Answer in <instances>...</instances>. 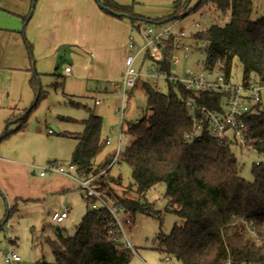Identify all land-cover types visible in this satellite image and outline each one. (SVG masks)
Wrapping results in <instances>:
<instances>
[{"label":"trees","instance_id":"16d2710c","mask_svg":"<svg viewBox=\"0 0 264 264\" xmlns=\"http://www.w3.org/2000/svg\"><path fill=\"white\" fill-rule=\"evenodd\" d=\"M97 3L110 14L128 18L137 29L143 20L160 23L186 14L183 11L186 2L182 0L173 1V12L168 16L153 19L136 14L132 5L116 0H97ZM208 5L229 19L224 24L213 23L188 35L205 52L203 67L217 69L229 78L233 60L237 59L243 79H256L264 84V15L252 18V0H198L190 11ZM26 20L27 16L23 17V23ZM179 42L173 35L160 40L164 54L156 61L160 71L167 75L171 74L172 57ZM146 56L153 59L149 53ZM39 75L34 72L30 78L35 101L19 119L17 130L24 128L29 113L46 96L38 86ZM138 86L146 94V108L137 122L127 124L124 133L132 139L118 155V163L125 162L130 168L133 182L128 188L138 198L114 190L123 182L120 174L110 173L114 152L95 161L107 144L101 137L102 117L91 109L84 120V130L76 136L77 144L70 157L77 175L92 176L91 184L106 200L131 214L157 215L159 211L153 209L145 193L164 182L167 199L164 210L173 212L180 222L173 225L169 234L160 229L155 238L156 249L175 257L181 264H264V164L254 163L251 169L254 180L247 181L240 175V165L230 142L206 134L192 139L185 136L192 128L185 100L191 97L212 107L217 93L194 94L171 81L166 93L142 79H137L133 88ZM246 123V146L264 154L261 103L246 117ZM85 201L86 211L72 235L63 234L59 229L56 239L45 240L54 261L39 260L34 264L130 263L133 249L121 240H112L110 212L105 207L92 209L91 199ZM12 211L13 208L7 207L0 230Z\"/></svg>","mask_w":264,"mask_h":264},{"label":"rangeland","instance_id":"374dc122","mask_svg":"<svg viewBox=\"0 0 264 264\" xmlns=\"http://www.w3.org/2000/svg\"><path fill=\"white\" fill-rule=\"evenodd\" d=\"M125 1L132 5L136 14L151 19L168 16L173 12V1ZM197 1L182 0L186 2V14L179 19L160 23L143 20L140 27L151 28V36L164 28H169L173 33L186 30L190 34L197 30L194 27L196 23L206 22L205 28L213 23L224 24L228 21V15H223L212 5L190 11ZM13 3L12 7L26 8V12L23 16L14 14L3 8L6 6L4 0L0 1V157L15 159V162L9 163L14 177L6 175L0 166V221L6 214L7 207L13 208L0 230V264H5L2 257L8 251H14L20 256V264H34L39 260L53 262L54 255L45 240L57 238V227L62 229L63 234L72 235L86 211V201L78 182L64 174L50 173L46 178L50 175L68 178L71 182L68 190H41L46 178L43 180L39 171L54 160L64 165L70 162L77 144L76 136L85 128L84 120L89 117V109L102 117V139L107 136L111 139V144L106 145L95 159L96 162L102 160L117 148L120 130L125 131L129 122H136L142 117L146 108V94L138 86L129 90L130 93L125 94V101L122 102V92L117 91L114 86L122 76L119 72L120 62L116 59L108 67L114 76L107 78H104L102 66L96 65L99 70L96 69L94 78L90 74L89 61L84 62L86 53L77 52L81 57L76 62L69 47H60L56 51L55 63L51 65L46 62L44 67L48 70L39 72L42 58L35 56L36 48H33L32 42H27L26 24L23 25V17L27 16L28 22L36 2L33 4L32 0H13ZM252 3V18L258 19L264 15V0H252ZM130 27L129 34L133 35L140 47L143 36L136 27ZM187 37L188 35L178 37L180 42L170 67L172 75H182L187 70H199L203 66V48H197L195 42ZM182 44L189 45L190 49L185 52L180 46ZM66 65L71 67V72H65ZM153 65L159 69L158 64L147 57L145 51L136 56L134 66L142 74L148 73ZM34 72L40 74L38 86L46 92V96L29 113L24 128L17 130L19 119L35 101L29 82ZM230 75L235 82L243 79L242 68L237 59L233 60ZM150 84L155 86L151 82ZM156 87L166 93L168 81L159 77ZM95 100L99 102L96 103ZM260 103L264 109V91ZM131 139L130 135L124 133L119 149L122 151ZM232 151L239 162L240 175L247 181H253L252 165L257 162L264 164V154H259L246 145H232ZM110 173L120 174L122 177V185L114 187L118 194L138 198L128 188V184L133 181L130 168L125 162L112 165ZM165 190L166 184L159 182L145 193L146 200L155 211H159L157 215L143 212L130 214L133 222L124 228L125 236L133 249L129 264H181L175 257L156 249L155 238L160 229L169 234L173 225L180 222L173 212L164 210L167 201ZM64 208L68 210V217L59 224L52 221V212ZM120 217L123 219L124 215Z\"/></svg>","mask_w":264,"mask_h":264},{"label":"built area","instance_id":"2783aa9c","mask_svg":"<svg viewBox=\"0 0 264 264\" xmlns=\"http://www.w3.org/2000/svg\"><path fill=\"white\" fill-rule=\"evenodd\" d=\"M205 25L206 22H200L196 23L194 27L200 30L204 28ZM138 31L143 36V43L138 47L134 41L133 35L130 34L128 38L129 52L125 55L122 76L119 82L114 85L117 91L121 90L122 92V102L125 101V94L134 87L137 79H142L148 83L151 82L156 86L157 79L162 77L168 82L171 81L181 84L185 90L194 94L215 92L218 98L213 102L212 107L191 97L185 100V106L192 124L191 131L185 135L186 138L192 139L206 134L211 138L223 142H230L231 145H246L248 133L246 117L252 113L255 106L260 103L261 94L264 91V84H260L256 79H242L239 82H235L231 79V75L229 78H225L224 74L217 69L207 70L203 66L199 70H187L182 75H167L160 71V66L156 61L161 60L164 54V47L161 45L160 40L168 38L170 35L179 38L186 37L189 35V32L185 30L173 33L170 32L169 28H164L155 36H151L152 29H141L140 25ZM180 46L185 52L190 49V46L187 44H182ZM132 50L136 51L133 53L131 52ZM141 51H145L146 54L149 53L153 58L152 61L158 64L159 69L153 65L148 73L142 74L140 70L134 66L136 56ZM184 57H187L186 53ZM64 70L65 72H70L71 68L70 66H65ZM98 102L97 100L96 103ZM121 138L122 130L119 132V141ZM105 142L109 144L111 139L108 137ZM120 152L121 150L119 149L118 142V147L110 161L111 165L118 163V155ZM50 173L64 174L76 180L79 187L83 190V198L91 199L90 208L96 209L97 207H105L112 215L113 222L110 229L112 240H121L131 247L124 233V228L130 226L133 222L130 215L131 213L123 207L115 205L111 200H106L103 194L96 190L91 184L93 179L92 176L81 178L77 175L74 164L68 162L64 165L56 160L51 161L46 167L41 168L39 171L40 176ZM121 215H124L123 219H121ZM67 216V208H64L61 211L54 212L51 219L59 224L63 222ZM120 235L122 238H120ZM2 258L5 264H17L21 261L20 256L14 251L6 252Z\"/></svg>","mask_w":264,"mask_h":264},{"label":"crops","instance_id":"0c3cea01","mask_svg":"<svg viewBox=\"0 0 264 264\" xmlns=\"http://www.w3.org/2000/svg\"><path fill=\"white\" fill-rule=\"evenodd\" d=\"M4 1L6 6H3V8L5 10L20 14L19 16L25 14L26 8L17 9L15 6L12 7L14 4L13 0ZM116 1L121 4H127L125 0ZM164 1L171 2L174 0ZM185 10L186 7H184L183 11ZM26 22L27 20L23 23L24 26L26 24V35L28 38L26 40L27 42H32L33 48H36L35 56L42 58L41 63L39 62L41 66L39 72L48 70L44 67L46 62L51 63V65L55 63L56 51L60 47H69L73 51L71 55L76 62L81 57L77 52L82 53L83 51L86 53L87 56L84 57V62L89 61L90 74L94 78H96V69L99 70L96 65L102 66L104 78L114 76L108 67L116 59L120 62L121 68L119 72L122 75L131 24L128 18H119L103 10L97 0H37L33 13L28 22ZM77 71H79L78 68ZM123 134L124 131L122 130V137ZM121 139L120 141L118 140L119 146ZM110 144L111 142L107 145ZM115 150H111V153L115 152ZM13 161L15 162V159L0 157V166L6 175L13 176L14 171L11 170L9 164ZM46 175L41 176V178L44 180ZM70 185L71 182L68 178L61 175H50V177L46 178L41 190L64 191L68 190ZM11 194L14 195L12 192ZM18 195L17 193V197H19Z\"/></svg>","mask_w":264,"mask_h":264},{"label":"water","instance_id":"95a60500","mask_svg":"<svg viewBox=\"0 0 264 264\" xmlns=\"http://www.w3.org/2000/svg\"><path fill=\"white\" fill-rule=\"evenodd\" d=\"M99 6H101V5H99ZM54 127V126H53ZM56 129V128H55ZM58 228V227H57ZM59 229V228H58Z\"/></svg>","mask_w":264,"mask_h":264}]
</instances>
